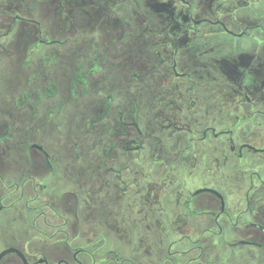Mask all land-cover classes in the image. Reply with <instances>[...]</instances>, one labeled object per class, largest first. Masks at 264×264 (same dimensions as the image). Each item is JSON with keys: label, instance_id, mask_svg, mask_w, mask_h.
Wrapping results in <instances>:
<instances>
[{"label": "flooded vegetation", "instance_id": "obj_1", "mask_svg": "<svg viewBox=\"0 0 264 264\" xmlns=\"http://www.w3.org/2000/svg\"><path fill=\"white\" fill-rule=\"evenodd\" d=\"M0 264H264V0H0Z\"/></svg>", "mask_w": 264, "mask_h": 264}, {"label": "water", "instance_id": "obj_2", "mask_svg": "<svg viewBox=\"0 0 264 264\" xmlns=\"http://www.w3.org/2000/svg\"><path fill=\"white\" fill-rule=\"evenodd\" d=\"M10 251H13V249H7V250L3 251V252L0 254V257H1L2 255H4L5 253L10 252Z\"/></svg>", "mask_w": 264, "mask_h": 264}]
</instances>
